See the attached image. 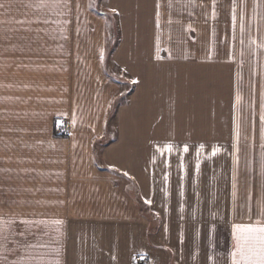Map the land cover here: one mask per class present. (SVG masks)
Instances as JSON below:
<instances>
[{
	"label": "crops",
	"instance_id": "obj_1",
	"mask_svg": "<svg viewBox=\"0 0 264 264\" xmlns=\"http://www.w3.org/2000/svg\"><path fill=\"white\" fill-rule=\"evenodd\" d=\"M250 38L264 42V0L0 9V216L20 245L60 248L17 252L231 264L232 224L264 222V48ZM23 219H60L61 235Z\"/></svg>",
	"mask_w": 264,
	"mask_h": 264
},
{
	"label": "snow or ice",
	"instance_id": "obj_2",
	"mask_svg": "<svg viewBox=\"0 0 264 264\" xmlns=\"http://www.w3.org/2000/svg\"><path fill=\"white\" fill-rule=\"evenodd\" d=\"M24 6L26 8H36V9H51L56 7H67L68 0H36L35 3L30 2V0H8L7 4L0 3V9L4 10L5 14L11 13L13 8L16 7L17 10L19 6ZM114 11V10H113ZM215 15V12H213ZM233 25L235 26L237 21V16L235 15V2L233 3V15H232ZM17 24H23L24 20H17ZM47 23V20L44 21ZM244 27V16L241 12L240 15V31L243 33ZM243 43V41H241ZM250 43L256 45L259 48H264V42L257 44L254 38H250ZM237 101L240 97L237 95ZM262 112L260 120L264 123V104L261 105ZM238 135V127H237ZM261 139L264 140V127L261 129ZM168 151L172 150V146L165 145ZM185 151H187V146H185ZM217 151L216 148L213 149V154ZM183 168V164L180 165ZM235 175L233 176V188L235 189ZM235 196V191L233 192ZM264 211V208H262ZM21 223L25 225H52L54 226L55 239H59L61 235L60 225L63 221L60 219L47 220H31L23 219ZM14 220L12 218L5 219L0 216V260H3L4 264H60L59 259L46 260L43 255L40 256H23L17 252L18 248H23L24 251L34 250V249H48L49 251L56 253L57 257L60 253V248L51 247L47 243H29L27 245H20L14 236L17 235L13 227ZM19 235H25V233H19ZM43 235L47 236L49 233L45 232ZM232 238L233 245L229 253L231 264H264V222L257 220L256 222H241L232 224ZM11 253L15 256V259H9L8 254ZM209 260L212 259L211 256L208 257Z\"/></svg>",
	"mask_w": 264,
	"mask_h": 264
},
{
	"label": "rangeland",
	"instance_id": "obj_3",
	"mask_svg": "<svg viewBox=\"0 0 264 264\" xmlns=\"http://www.w3.org/2000/svg\"><path fill=\"white\" fill-rule=\"evenodd\" d=\"M114 26V25H113ZM125 95H126V92H125ZM123 99L125 98V96L124 97H122ZM122 101V100H121ZM66 126V129L64 128L63 129V127H65ZM110 128H111V126H110ZM68 125H67V123H66V121H64V120H57L56 122H55V130H54V134H57V135H63V134H65V133H67L68 132ZM99 163V162H98ZM100 166L101 167H103L104 166V164H101L100 163Z\"/></svg>",
	"mask_w": 264,
	"mask_h": 264
},
{
	"label": "built area",
	"instance_id": "obj_4",
	"mask_svg": "<svg viewBox=\"0 0 264 264\" xmlns=\"http://www.w3.org/2000/svg\"><path fill=\"white\" fill-rule=\"evenodd\" d=\"M66 129V126L63 127V129ZM150 259L148 256H141V255H137L134 258V264H149Z\"/></svg>",
	"mask_w": 264,
	"mask_h": 264
}]
</instances>
